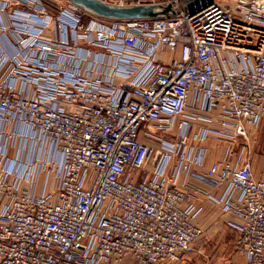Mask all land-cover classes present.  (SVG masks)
<instances>
[{
    "label": "built area",
    "instance_id": "2783aa9c",
    "mask_svg": "<svg viewBox=\"0 0 264 264\" xmlns=\"http://www.w3.org/2000/svg\"><path fill=\"white\" fill-rule=\"evenodd\" d=\"M101 1L174 12L105 19L68 0L56 11L0 0L15 49L0 55V264L185 261L202 229L174 176L204 165L210 138L224 156L195 177L222 188L208 196L238 220L234 251L264 264V166L256 176L248 146L237 155L264 122V0L192 11ZM18 138L57 159L12 160ZM41 167L56 178L54 199L37 192Z\"/></svg>",
    "mask_w": 264,
    "mask_h": 264
},
{
    "label": "crops",
    "instance_id": "0c3cea01",
    "mask_svg": "<svg viewBox=\"0 0 264 264\" xmlns=\"http://www.w3.org/2000/svg\"><path fill=\"white\" fill-rule=\"evenodd\" d=\"M52 10L56 11L59 6L66 3V0H45ZM10 9L7 12H0V26H5L9 20ZM45 33L49 36L56 34L53 23H49L44 29ZM15 52L13 38L9 31H0V55L13 54ZM5 74L0 75V80H3ZM20 87L22 84L19 83ZM26 88V86H24ZM28 90L32 91L29 87ZM262 123V122H261ZM260 123V124H261ZM196 126H204L203 122H194ZM259 127V126H258ZM23 130V128H18ZM256 132V131H255ZM251 132L249 138L255 134ZM4 137L0 134V149L3 147ZM208 153L203 166H191L187 171L177 172L174 176V184L178 187H186L192 193V198L195 202L196 210L194 221L202 229V235L195 240L194 250L187 255L183 262H169L166 264H246L244 256L237 253H227L225 250L227 246L233 244L237 235V231L231 227L230 222L238 220L227 212L221 204L213 202L209 198V194L218 196L222 188L214 187L201 179L195 177V173H201L206 167L215 159H220L224 156V146L217 143L213 138L207 142ZM250 147L248 146V149ZM250 151V150H249ZM7 154L12 160L38 159L45 161L47 159H57V155L49 144H44L40 147L37 142H32L29 139L18 138L12 141L11 145L7 148ZM244 152L239 153L242 156ZM253 172L256 176L260 175L261 170ZM37 192L38 193H51L56 188V178L52 172L46 169H39L36 174ZM54 199V194L51 195ZM225 251V253H224ZM223 253V254H222ZM109 264H133V262L124 258L118 262H111Z\"/></svg>",
    "mask_w": 264,
    "mask_h": 264
},
{
    "label": "water",
    "instance_id": "95a60500",
    "mask_svg": "<svg viewBox=\"0 0 264 264\" xmlns=\"http://www.w3.org/2000/svg\"><path fill=\"white\" fill-rule=\"evenodd\" d=\"M87 13L105 19H141L169 15L174 12L171 4H110L101 0H68ZM184 9L193 8L211 0H180Z\"/></svg>",
    "mask_w": 264,
    "mask_h": 264
},
{
    "label": "rangeland",
    "instance_id": "374dc122",
    "mask_svg": "<svg viewBox=\"0 0 264 264\" xmlns=\"http://www.w3.org/2000/svg\"><path fill=\"white\" fill-rule=\"evenodd\" d=\"M47 1H50V0H47ZM243 145L250 147L249 148L250 159H251L254 171L255 172L260 171L262 169V166H264V122H262L259 125L255 134L252 135V137H250L248 140H241L238 146L239 153L244 151V147H242ZM225 251L228 254L236 253L233 249V244H231V246H227Z\"/></svg>",
    "mask_w": 264,
    "mask_h": 264
}]
</instances>
